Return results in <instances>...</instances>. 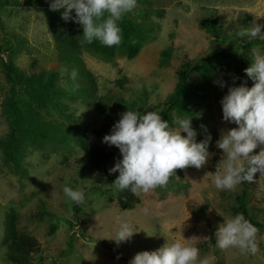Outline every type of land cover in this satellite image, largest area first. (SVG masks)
<instances>
[{"label": "rangeland", "instance_id": "rangeland-1", "mask_svg": "<svg viewBox=\"0 0 264 264\" xmlns=\"http://www.w3.org/2000/svg\"><path fill=\"white\" fill-rule=\"evenodd\" d=\"M144 8L149 11L146 18ZM11 9L14 12L8 16ZM3 10V32L14 31L24 41L14 40L12 53L8 50L2 56L11 58L26 75L57 69L59 83L69 86L73 68L55 46L45 8L15 6ZM130 15L153 26L145 29L147 40L135 58L117 54L105 61L88 52L81 56L85 68L93 72L98 95L104 97L109 112L84 101L81 95H62L55 100L63 104L64 113L50 106L48 111L41 110L39 118L58 128L56 136L23 137V153L16 161L9 160L0 147V264H14L6 258L3 247L5 216L11 208L19 214V228L41 243L34 264H129L136 253L155 250L181 234L198 244L201 255H214L215 264H264L263 227H257L255 254L215 246V230L223 222L222 216L234 215L230 206L243 188L253 191L250 203L264 208V175L259 173L254 181L242 182L234 191L215 189L214 175L223 156L216 142L206 165L176 169L165 186L138 194L141 203L132 210H122L117 201L118 189L113 185L119 173H114L116 178L112 179L92 170L83 162V156L79 157L82 150L74 136L76 131H87L93 142L114 152V166L122 158L121 153L116 146L104 143L103 137L110 133L120 114L127 108L159 111L175 88L178 70L186 60L201 58L225 41L239 44L242 39L237 33L241 26L250 27L253 21L264 24V0H149L146 4L138 2ZM207 17L222 29L220 36L202 26ZM169 47L173 48V58L163 65L161 52ZM254 48L264 50L258 44L251 48L252 54ZM226 62L229 75L234 77L244 65L250 66L234 55ZM123 77L127 80L121 85ZM10 88L0 59V138H6L11 129L3 114ZM218 88L220 94L225 93L224 87ZM220 94H214L210 105L193 107L199 114V118H191L197 141L211 132L213 124L217 140L222 131L237 127L222 119ZM207 111L208 120L203 116ZM254 151L258 153L260 147ZM69 183L86 192V203L75 205L63 195L62 188ZM117 217L130 220L137 231L119 246L104 239L114 234ZM146 232L157 234L148 236ZM205 236L209 238H201Z\"/></svg>", "mask_w": 264, "mask_h": 264}, {"label": "clouds", "instance_id": "clouds-1", "mask_svg": "<svg viewBox=\"0 0 264 264\" xmlns=\"http://www.w3.org/2000/svg\"><path fill=\"white\" fill-rule=\"evenodd\" d=\"M138 6V0H50L49 8L59 11L65 22L82 27L83 42L99 41L106 47L118 46L122 41L120 22ZM264 17V16H262ZM238 38L249 41L264 40V24L252 22L250 27L241 26ZM254 81L228 85L221 80V88L227 86L222 97V119L237 127L222 131L216 141L223 156L214 175V187L218 191H234L242 182H252L255 174L264 175V50L253 49L251 64L245 70ZM77 71L73 69L74 80ZM239 77H233V81ZM156 110L129 109L120 114L103 142L116 146L121 157L109 173L119 175L113 185L120 191L134 195L148 193L165 186L176 169L193 166L197 169L208 163L211 136L197 141V131L191 118L176 117L169 120ZM185 133L186 135H182ZM260 147L257 153L254 150ZM82 152L79 157L83 156ZM78 157V158H79ZM63 195L75 205L87 202L86 192L70 183L62 188ZM223 222L215 230V246L221 250L236 248L243 252H257L258 228L243 213L222 216ZM133 224L123 217L116 218L114 234L104 239L117 246L131 239ZM147 233V232H146ZM157 233H147L153 236ZM207 240L209 237H201ZM129 264H215L212 254L201 255V249L191 238L182 234L155 250H143L134 255Z\"/></svg>", "mask_w": 264, "mask_h": 264}, {"label": "trees", "instance_id": "trees-1", "mask_svg": "<svg viewBox=\"0 0 264 264\" xmlns=\"http://www.w3.org/2000/svg\"><path fill=\"white\" fill-rule=\"evenodd\" d=\"M138 2L146 4L149 3V0H138ZM49 4V0H0V59L11 86L10 95L3 102V114L9 121L11 129L6 138H0V147L3 148L9 160L16 161L21 157L23 137L33 139L34 135L56 136L55 131L58 128L53 124H44L39 118H42L41 110L48 111L50 106H56L60 109L59 111L64 113L63 104H58L55 100L59 96H68L73 93L81 95L84 97V101L89 104L96 103L99 110L108 113L109 110L104 97L98 95L96 78L92 71L85 68L81 59L82 54L88 52L105 61L112 60L117 54L133 59L139 54L141 46L147 40L145 29L147 27L152 29L153 27L147 24L145 20H137L128 14L120 22L122 41L118 46L106 47L99 41L88 44L83 42L82 27L71 21L65 22L59 11L50 10ZM15 6L45 8L46 21L61 58L71 68H75L78 73L77 78L69 79V86L64 87L59 83L60 76L57 69L26 75L14 64L11 58L5 59L2 56L8 50L11 52L14 49V40L24 41L23 38L16 36L14 31L3 32L5 23L2 21V10ZM13 12L14 10L11 9L7 15L10 16V13ZM148 12V9H142L145 18ZM158 13L161 12L158 11ZM202 26L217 37L222 33V29L217 26L216 21L208 17L202 20ZM258 44H261L264 49V40L260 39L251 41L242 39L237 45L234 41H225L221 45L213 47L201 58L186 60L182 68L178 70L175 88L163 100L158 112H162V117L169 120L170 126L173 127L171 120L176 117L199 118V114L193 107L196 105L203 108L205 105H210L214 94H220L218 87L221 80L226 81L228 85L233 84V82L239 85L246 81L248 87L253 86L254 81L247 77L244 71L247 68L246 65L240 68L241 72L235 76L239 79L233 81L234 76L229 75L230 66L226 60L234 55L238 59H245L249 65L252 57L251 48ZM172 58V47L161 52V64H169ZM126 80L127 78L123 77L122 80H119V84H124ZM196 80L197 82H195ZM224 88L225 93L220 94L221 97L227 93V86ZM208 113L209 111L203 114L206 120L209 119ZM209 135L211 136L209 151L212 152L218 136L214 124L211 132L200 140L206 139ZM74 136L76 143L84 152L83 162L92 170L115 179L116 175L109 173V169L113 167L114 152L93 142L87 131H76ZM252 195L251 189L243 188L237 195L235 204L230 208L234 214L243 213L256 227L264 228V208L255 203H250ZM117 201L122 210H132L141 203V198L128 190H118ZM4 231L3 247L6 258L14 264H34V261L38 259L36 256L41 252V243L34 235L19 228V214L13 208L6 213ZM37 264L41 263L37 262Z\"/></svg>", "mask_w": 264, "mask_h": 264}]
</instances>
